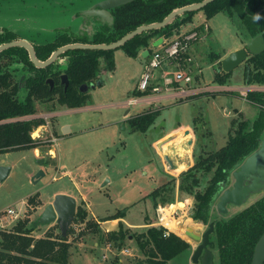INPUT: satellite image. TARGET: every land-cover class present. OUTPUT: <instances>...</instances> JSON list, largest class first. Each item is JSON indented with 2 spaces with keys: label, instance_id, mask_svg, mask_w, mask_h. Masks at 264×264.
I'll list each match as a JSON object with an SVG mask.
<instances>
[{
  "label": "rangeland",
  "instance_id": "374dc122",
  "mask_svg": "<svg viewBox=\"0 0 264 264\" xmlns=\"http://www.w3.org/2000/svg\"><path fill=\"white\" fill-rule=\"evenodd\" d=\"M69 5H72L71 2L61 5L56 0H0V29L15 32L29 41L41 38V36L49 39L52 32L63 30L68 26L76 28L77 21L83 23V18L78 20ZM64 6L69 8L65 10L62 8ZM80 6L83 5L80 3L78 7ZM200 14L204 17L203 12L195 15L193 22L182 26L170 40L176 38L184 40L197 31L198 36L189 42L188 52L179 64H186L184 68L190 71L197 84H201V86L220 85L215 78L217 72L224 73L222 59L213 61L211 55L220 53L225 56L231 48L240 44L245 47L247 39L242 36V33H239L236 25L226 13H220L210 20L205 17L204 22L207 23L202 22L203 24L200 23L202 20L198 19ZM207 24L210 26L209 28H207ZM80 26L81 24L78 23V29H81ZM114 59L116 70L103 72L100 79L104 85L92 89L88 93L90 106L113 105L112 107L93 112L64 114L57 118L52 117L49 119V123L44 120V126L37 127L39 130L36 128L33 133L34 137L39 135L36 139L40 143L38 147L40 151L36 157L32 152L24 150L9 152L8 155L0 154V162L15 166L11 178L0 187V233L3 230H12L20 219L30 218L31 222H35L41 215L40 208H45V203L52 201L53 191L68 189L69 183L66 179L52 181L54 165L60 162L67 166L71 173L73 172V180L78 183L80 192L87 196L90 206L88 209L86 203L81 201V197L78 195L77 207L82 205L88 211L87 223L88 221L90 223L72 225L74 234L70 238L73 246L71 264H149L147 257L141 251H136V247L139 246L137 240L134 239V242L131 243L129 240L132 235L137 236L141 231L131 230V233L129 232L128 236L130 237L124 243V248L129 247L131 250L129 252L127 250L126 255L120 256L119 254L122 252H119L118 246L109 239L110 232L108 233L106 228L97 223L92 212L98 218L103 219L108 214L124 210L126 211L125 220L132 224H144L147 217L153 219V223L160 224L152 196L155 189L160 185L173 183V178L177 179L176 185L178 186L180 175L196 164V154H202L203 150L206 153L224 147L229 140V131L234 121L254 120L258 114V109L244 100L238 92L202 95L193 100L178 103V105L166 106L163 103L154 124L149 129L133 132L129 123L123 119L127 108L119 107L118 104L133 97L130 95V91L140 80L141 72L145 66L143 67L140 63L139 57L136 59L129 57L123 49L115 51ZM247 63L229 74L227 86H245ZM179 64L174 63L169 66L168 71H171L172 75L177 73L182 68ZM37 106L39 115H49L61 109H68L67 106L56 101L38 103ZM143 108V106L131 107L129 117L141 114ZM198 118V134L195 135L194 132L192 134L191 141L193 143L191 145L188 143L189 154L186 153L187 155L182 157L178 152L180 155L174 157L176 163H183L185 166L182 167L183 169L188 164L193 163L192 166L186 168L184 172L182 170V173L179 168L171 171L168 167L169 173L164 175L157 163V156L151 148L152 141L161 137L170 139V136L180 128L185 132L182 134L183 136L189 135L188 131L194 128L195 120ZM64 124L72 125L71 134L66 136L63 134ZM125 126L126 129H124ZM55 127L57 131H55ZM54 137H58L59 140L56 145L52 142ZM165 146L166 144L161 143L157 149L161 150ZM185 146L187 147V145ZM153 147L155 149V146ZM53 148L56 150L58 158L48 155L49 150H53ZM32 151L34 152V150ZM158 154L161 157V154ZM158 161L160 165H163L162 157ZM46 165L49 167L46 168ZM41 171L45 177L43 174L37 175ZM31 174L33 177L30 179ZM213 174L214 172L209 175L200 173L202 186L207 184ZM105 183L107 185L102 187ZM232 184L231 180L228 188H231ZM175 190L174 203L165 205L163 208L170 209L171 206H174V209L169 212V217L174 221H178L182 217L185 221L193 220L190 214L194 198L181 192L179 194L178 190ZM263 197L264 191L252 194L242 206H232L230 215L234 211L240 212L251 207ZM23 201H27V209ZM8 209H13L18 214L8 215ZM214 215L218 218H229L227 215L220 214L216 207ZM193 223L195 226L191 229L197 234L208 228V225L194 221ZM57 226L56 223L39 226L34 235L36 238L44 237L51 230H55L59 234L61 231ZM163 226L172 232L169 227L160 224V227ZM1 237L0 234V240ZM182 238L188 243H193L194 246L197 245L187 235ZM109 244H112V249H108ZM182 257L176 258L174 262L168 261V263L186 264ZM219 259V253H217L215 264H220Z\"/></svg>",
  "mask_w": 264,
  "mask_h": 264
},
{
  "label": "trees",
  "instance_id": "16d2710c",
  "mask_svg": "<svg viewBox=\"0 0 264 264\" xmlns=\"http://www.w3.org/2000/svg\"><path fill=\"white\" fill-rule=\"evenodd\" d=\"M61 5L71 2V9L77 19L82 18V11L91 8L103 0H56ZM204 0H136L127 5L112 10L114 24H99L92 21V31L81 35L80 32L68 26L63 30L52 32L49 39L35 38L31 41L41 61L48 60L58 48L71 43L110 44L122 39L125 35L137 30L142 25H150L163 21L175 9L182 8ZM83 6H79V4ZM78 7V9H77ZM67 10V7H62ZM203 12L207 20L220 13H226L234 22L239 33L244 38L254 39L264 37V0H215L202 11H193L177 17L163 29L145 32L128 41L122 46L124 52L132 58H138L143 50H148L153 41L161 37L171 38L179 32L182 26L191 24L195 15ZM257 17H259L257 19ZM242 37V38H243ZM20 36L6 29H0V45L19 40ZM121 49V50H122ZM115 51L69 50L49 68H37L32 64L28 50L15 47L0 53V154L17 150H34L39 142L32 138L35 129L45 124L43 119L25 120L38 113V103L54 101L68 109L86 108L91 85L102 87L100 76L105 71H115ZM211 60H220V53H213ZM245 80L246 85H264V53L251 55L247 60ZM186 65L185 63H181ZM24 75L21 81L23 91L19 96L20 84L15 78ZM61 75H67L69 88L59 85ZM55 81V87L47 83ZM221 85H226L229 74L217 72L215 78ZM16 81V84H15ZM89 91L82 92L81 87L87 86ZM247 101L258 109L254 120H238L232 123L227 144L215 151H202L195 155L196 164L180 175L173 183H166L155 189L152 196L155 208L173 204L175 193L187 194L194 198L190 214L192 221L215 225L211 241L214 250H218L220 264H252L253 253L258 240L264 233V197L251 207L223 219L214 215L216 200L222 193L223 186L228 187L231 175L248 157L261 145L264 137V93L249 92ZM158 110L144 111L128 122L133 132L149 129L158 115ZM199 118L195 120L194 133L198 134ZM213 177L202 186L200 173ZM171 185V186H169ZM178 187V188H177ZM126 211H119L109 219L124 218ZM88 211L82 205L77 207L73 221L85 224ZM88 221L87 224H89ZM98 227V224H96ZM118 231H111L109 239L114 241L119 251L124 249V243L130 237L131 229L119 225ZM38 228V227H37ZM30 218L19 220L10 231H1L0 264H70L73 248L70 238L74 234L72 226L66 236L51 230L44 237H35L37 231ZM131 233V232H130ZM137 240L140 251L147 257L149 264H167L168 261L182 253L192 251V246L182 237L170 232L164 226L151 227L133 236Z\"/></svg>",
  "mask_w": 264,
  "mask_h": 264
},
{
  "label": "water",
  "instance_id": "95a60500",
  "mask_svg": "<svg viewBox=\"0 0 264 264\" xmlns=\"http://www.w3.org/2000/svg\"><path fill=\"white\" fill-rule=\"evenodd\" d=\"M136 0H103L94 4L91 8L82 11L81 15L84 21V27L88 26L87 21H94L99 24H107L112 26L114 24V15L112 10L119 8L123 5H127ZM215 0H204L199 3H193L182 8L175 9L168 17L163 21L150 24L142 25L137 30L125 35L121 40L110 43V44H82V43H71L66 46L58 48L57 51L53 52L51 57L46 61H41L34 46L25 39L14 40L9 43L0 45V53L15 47L24 48L28 50L30 60L37 68H49L51 64L56 62L62 55L69 52V50H98V51H116L122 49L128 41L134 39L140 34L149 31H155L163 29L171 24L177 17L182 16L186 13H192L193 11H202L205 7L210 5ZM161 39L155 44L157 47L161 43ZM264 53V37L258 36L250 41L247 45L240 50H236L230 53L224 58L222 63V71L226 74H230L233 70L239 68L245 64L250 55H260ZM25 76H22V80ZM48 84L53 86V80H48ZM62 84L69 87L68 76H62ZM92 89H96V85H91ZM82 92L89 91V87H81ZM192 144V142L190 143ZM166 161L169 164H173L169 156H166ZM11 168L8 166L0 165V183L5 181L9 176ZM43 174L42 171L37 175ZM231 180L233 181L232 187L228 188L223 186L219 200L216 202L215 207L217 211L222 215L229 216L230 208L233 206H242L252 194L261 193L264 191V137L261 141L260 147L251 154L240 166L234 169ZM77 212V200L73 196L65 194H57L52 204H49L43 210V213L33 222L34 228L39 226H47L51 224H57L61 228L62 234L67 235L68 230L73 224L75 215ZM215 225L209 224L208 228L202 233H195L194 231L188 230L186 235L198 244L197 248L193 251L191 261L194 264H215L214 248L215 245L211 241V237L214 234ZM252 264H264V233L258 240L253 253Z\"/></svg>",
  "mask_w": 264,
  "mask_h": 264
},
{
  "label": "built area",
  "instance_id": "2783aa9c",
  "mask_svg": "<svg viewBox=\"0 0 264 264\" xmlns=\"http://www.w3.org/2000/svg\"><path fill=\"white\" fill-rule=\"evenodd\" d=\"M207 28L209 27L207 26ZM197 36L198 32L195 31L184 40L180 38L170 40L171 38L161 37V43L158 44L155 51L150 55L149 61L145 64L144 71L133 97L124 101V103H119V106L129 107V109L131 107L143 106L145 111H154L158 110L160 108L158 106H161L165 102H173L174 104L183 103L202 95H213L218 93L231 94L233 92H238L244 100H247L249 92L264 93L263 86L253 84L242 87H232L221 84L201 86V84H197V81L191 75L190 71L184 68L186 65L179 64L183 56L188 52L190 47L189 42L194 40ZM174 63H178L182 68L172 75V72L168 71L167 68L174 65ZM57 115L58 113L49 115L36 114L25 120H34L38 118L49 123V119ZM37 129L39 130V128ZM32 137L36 139L39 135L34 137L32 134ZM52 142L56 145L58 140L53 138ZM166 211H168V208L163 207L159 211V221L161 225H165L166 223L164 222ZM7 212L8 215L18 214L13 209H8ZM108 249H112V244H109ZM121 252L126 254L127 250H122Z\"/></svg>",
  "mask_w": 264,
  "mask_h": 264
},
{
  "label": "crops",
  "instance_id": "0c3cea01",
  "mask_svg": "<svg viewBox=\"0 0 264 264\" xmlns=\"http://www.w3.org/2000/svg\"><path fill=\"white\" fill-rule=\"evenodd\" d=\"M80 19V18H79ZM78 19V20H79ZM198 19H201L200 21V23H207L206 21L204 22V19H205V16L203 17V15H201L200 14V16L198 17ZM81 20V19H80ZM83 23H81L80 21H77L76 22V28H74V30H77V26H78V23L79 24H81V26H80V28L81 29H78V31L80 32V34L81 35H84L86 32H90V31H92L91 30V28H92V26H93V22L92 21H87V23L86 24H88V26L86 27V28H83L84 27V21H82ZM202 23V24H203ZM71 25V24H70ZM73 25V24H72ZM208 25V24H207ZM75 26V25H74ZM208 27H210L209 25H208ZM20 39H24L23 37H21L20 36ZM25 40H27V39H25ZM159 40V39H158ZM158 40L156 41H153L152 42V44H151V48L150 49H148V50H143L141 53H140V56H139V59H140V63H142V65H143V67L145 66V64L149 61V58H150V55L152 54V52L153 51H155V49L157 48L156 46H155V44L156 43H158ZM250 40H252V39H248V40H245V43L247 44L248 43V41H250ZM28 41V40H27ZM244 48V45L243 44H240V45H238V46H236L235 48H231L230 49V51L225 55V56H223L224 58H226L228 55H230V53L231 52H233V51H236V50H240V49H243ZM222 57V60L224 59ZM221 60V59H220ZM143 71H144V69L142 70V72L141 73H143ZM219 72H221V71H219ZM105 73V72H104ZM103 73V74H104ZM202 73V72H201ZM142 75V74H141ZM139 82V81H138ZM138 82H137V84H135L134 85V88H132L131 89V93H130V95H134V93H135V90H136V88H137V86H138ZM251 85V84H250ZM253 85H259V84H253ZM232 87H237L236 85H231ZM244 86V85H243ZM245 86H249V85H246L245 84ZM261 86V85H260ZM247 101V100H246ZM119 103H121V102H119ZM122 103H124V102H122ZM166 106H173V105H175L173 102H165L164 103ZM176 105H178V103L176 104ZM113 105H102V106H95V105H88L86 108H81V109H61V110H58V111H55L56 113H58V115L57 116H54V117H59L60 115H64V114H70V113H82V112H88V111H90V112H93V111H98V110H102V109H106V107H112ZM118 106H119V104H118ZM119 107H123V106H119ZM125 107V106H124ZM123 107V108H124ZM158 107H160V106H158ZM125 108H127V111L124 113V117H123V119H125L127 122H128V120H129V118H131V117H129V114H130V112H131V109H129V107H125ZM143 112H144V109L142 110ZM158 111H160V109H158ZM38 114V113H37ZM141 114H142V112H141ZM53 117V118H54ZM129 117V118H128ZM50 122V121H49ZM129 123V122H128ZM44 126V125H43ZM130 127V126H129ZM127 127L125 126L124 127V129H126ZM55 129H56V127H55ZM63 129H64V135L66 136V135H68V134H71L72 133V125L70 124V125H66V124H64L63 125ZM130 129H131V127H130ZM55 131H57V129L55 130ZM190 134L189 135H182V134H185V132H183L182 131V128H180L177 132H175V133H173L171 136H170V139H169V137H161L160 139H157L156 141H152V144H151V148H152V150H153V152H154V154H156V156H157V163H158V165H159V167H160V170H162V172H164V175L166 174V173H169L168 172V167H175V168H179V170H180V173H182V172H184L185 171V169L186 168H189L190 166H192V164L193 163H191L190 165L188 164L187 165V167L185 168V169H183L182 167H185L184 165H183V163H176L175 162V158L174 157H176V156H179L180 154H178V152H179V150H182V149H184L186 146L185 145H187V147L189 146V145H191L190 143L192 142L193 143V141H191L192 140V134H193V132H194V130L193 129H191L190 131H188ZM56 136H58L59 137V135H57L56 134ZM58 137H56V139L58 138ZM55 138V137H54ZM58 140V139H57ZM59 141V140H58ZM161 143H164V144H166V146H165V148H162L161 150H158L157 149V147L159 146V145H161ZM188 143H189V145H188ZM155 146V149H154V147L153 146ZM54 146V145H53ZM184 146V147H183ZM22 151V150H21ZM24 151H29V152H32L33 153V155H34V157H36V156H38V152L40 151L38 148H35L34 149V152L32 151V150H24ZM160 153L161 155V157H162V159H163V165L161 164L160 165V163H159V158H161V157H159V154L158 153ZM1 154H9V152L8 153H1ZM163 154V155H162ZM48 155L50 156V157H56V158H58L57 157V153H56V150L53 148V150L51 149V150H49V153H48ZM182 155V154H181ZM166 156H169L170 157V159L172 160V165L171 164H169L167 161H166ZM164 158H165V161H164ZM40 162L41 163H43V161L42 160H40ZM0 165H3V166H8V167H10L11 168V171H10V174L8 175L9 177L5 180V181H3L2 183H0V187L1 186H3L4 184H5V182L9 179V178H11V173H12V170L15 168V166H10L9 164H5L4 162H0ZM49 166H47L46 165V168H48ZM44 169V168H43ZM45 170V169H44ZM53 182L54 181H60L61 179H66L67 181H68V183H69V186H67V188L68 189H56V190H54L53 191V198H52V201H50V202H46L45 203V207L46 206H48L49 204H52L53 203V201H54V198H55V196L57 195V194H65V195H69V196H73V197H75L76 198V200H77V204H78V195H80V197H81V201H83V202H85L86 203V205L88 206V209H89V204H88V199H87V196L85 195V194H83L82 192H80V188H79V185H78V183L77 182H75V180H73V172L71 173V171H69V169L67 168V166H65L64 164H62V163H60V162H58L56 165H54V167H53ZM183 170V171H182ZM182 171V172H181ZM30 173V172H29ZM41 175V174H40ZM33 177V175L31 174L30 175V179ZM43 177H45V175H44V173H43ZM71 181H69V180ZM34 183H36V182H34ZM107 185V183H105V184H103L102 185V187H105ZM160 186H162V185H160ZM159 186V187H160ZM178 190V189H177ZM178 193H179V190L177 191ZM177 193V195H179ZM26 202L27 201H23V203L25 204V207H26V209H27V206H26ZM163 206H158V208H156V210L158 211V215H159V211H160V209L162 208ZM41 210V214L43 213V210L45 209V208H40ZM119 211H124V210H119ZM118 211V212H119ZM1 212V211H0ZM92 212V211H91ZM118 212H116V213H118ZM39 213V214H40ZM116 213H113V214H108L106 217H104L103 219H100V218H98L97 216H95V214L92 212V215H93V217L95 218V220L97 221V223H99L100 225H101V227H103V228H106V231L109 233V232H111V231H117L118 230V228L120 229V227H119V225H120V223H122L123 224V226L124 227H126V229L127 228H129V229H131L132 231H134V232H138V231H141V232H143V231H145V230H147V229H149V228H151V227H157V228H161L160 227V224L159 223H153V219H150L149 217H147L146 219H145V223L144 224H132V223H130V222H128V221H126L125 220V217L124 218H119V219H109L110 217H112V216H114ZM235 213H237V212H235L234 211V213H232L231 215L229 214V217H231V216H233ZM1 214V213H0ZM196 232V231H195ZM177 235V234H176ZM186 234H181V237L182 236H185ZM180 237V236H179ZM129 240H130V243L131 242H134V239L132 238V236L129 238ZM133 240V241H132ZM194 243H195V241H194ZM191 244V246H192V251L191 252H187V253H182L180 256H178V257H176V258H181L182 256V258H184L185 259V262H186V264H194L192 261H191V257H192V254H193V251L197 248V246H198V244L196 245V246H194L193 245V243H190ZM124 250H128V252H129V250H131V249H129V247L126 249V248H124L123 249V251ZM122 251V250H121ZM136 251L137 252H140V248L137 246L136 247ZM120 252V251H119ZM214 252V255H215V259H216V256H217V253H218V250H214L213 251ZM120 256L121 255H126V254H124V253H122V254H119ZM176 258H174V259H172L171 260V262H174V260L176 259ZM170 262V261H169ZM215 262H216V260H215ZM70 264H71V258H70ZM167 264H169V263H167ZM199 264H201V263H199Z\"/></svg>",
  "mask_w": 264,
  "mask_h": 264
},
{
  "label": "bare ground",
  "instance_id": "6f19581e",
  "mask_svg": "<svg viewBox=\"0 0 264 264\" xmlns=\"http://www.w3.org/2000/svg\"><path fill=\"white\" fill-rule=\"evenodd\" d=\"M188 152H190V149L188 147L179 151V153L182 154V157L184 155L189 154ZM170 170L174 171L175 167L174 168L170 167ZM172 209H174V206H171L170 209H168V211H166L165 218H164V222H166L165 225L167 227H169L170 230H172V232L178 234L179 236H181V234H183V233L186 234L188 230L194 231L191 229L193 226H195L191 219H187L186 221L184 220V217L180 218L178 221H174L173 219H170L169 212Z\"/></svg>",
  "mask_w": 264,
  "mask_h": 264
},
{
  "label": "flooded vegetation",
  "instance_id": "af4514ba",
  "mask_svg": "<svg viewBox=\"0 0 264 264\" xmlns=\"http://www.w3.org/2000/svg\"><path fill=\"white\" fill-rule=\"evenodd\" d=\"M19 39H20V38H19ZM28 41H29V40H28ZM29 42L31 43V41H29ZM31 44L33 45V43H31ZM33 46H34V45H33ZM250 56H251V55H250ZM250 56H249V57H250ZM22 76H24V75L19 76V78H17V79L15 78V80L17 81V83L20 84V87H21V89H19V91H18V92H19V96H21V97H22V95H23V94H21V93H22V91H23L22 89H23V87H24L23 84H21ZM62 76H64V75H61V76H60L59 85H61L62 87H64V91H67L69 87L66 88V85H63V84H62ZM51 79H52V78H51ZM51 79H50V80H51ZM52 80H53V79H52ZM16 81H15V84H16ZM49 85H50V84H49ZM51 86H52V85H51ZM55 86H56V85H55V81L53 80V86H52V88H54Z\"/></svg>",
  "mask_w": 264,
  "mask_h": 264
},
{
  "label": "clouds",
  "instance_id": "9594fccd",
  "mask_svg": "<svg viewBox=\"0 0 264 264\" xmlns=\"http://www.w3.org/2000/svg\"><path fill=\"white\" fill-rule=\"evenodd\" d=\"M259 17H257V19H258Z\"/></svg>",
  "mask_w": 264,
  "mask_h": 264
}]
</instances>
